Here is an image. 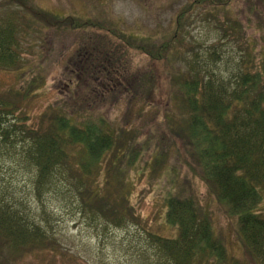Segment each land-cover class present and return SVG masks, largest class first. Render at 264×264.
Wrapping results in <instances>:
<instances>
[{"label":"trees","instance_id":"16d2710c","mask_svg":"<svg viewBox=\"0 0 264 264\" xmlns=\"http://www.w3.org/2000/svg\"><path fill=\"white\" fill-rule=\"evenodd\" d=\"M195 1L183 7L173 29L161 43L124 31L110 19L33 14L34 21L43 23L49 30L87 33L88 38L83 40L96 42L90 57L101 56L94 62L103 68L104 75L111 78L115 72L126 70L128 82L118 81L116 88L93 80L87 86V100L92 110L97 102L103 103L93 86L114 94L118 100L124 99L126 112L136 118V127L115 124L95 110L84 111L82 105L59 107L56 112L44 115L45 124L38 130L20 123L5 126L4 116L20 111L15 110L18 104L4 102L0 105V143L8 142L20 132L22 142L28 146L27 157L37 169L36 184L46 187L57 176L63 177L84 209L101 215L115 226L123 222L141 224L131 200L132 171L152 152L151 174L161 178L168 171L160 177L170 156L160 149L166 140L164 135H159L156 143L149 131L137 125L149 122L148 117L150 121L156 120L158 113L163 112L166 128L172 130L168 134L183 147L184 164L190 174L207 186L219 210L234 226L240 255H233L227 238L216 231L214 214L192 185L188 182L186 186L182 183L176 187L182 177L178 173L172 176L169 171L168 181L174 184L164 198V216L165 225L175 236L148 232L152 246L165 264H264V55L258 62L255 58L245 61L238 71L230 74L217 68L213 60L217 56L215 51L209 54V63L195 56L185 67L176 66V58L183 54L178 46L183 43L181 30L189 11L197 4L225 8L230 2ZM16 22L17 18L11 15L0 20V63L5 66L18 62L13 59L20 48ZM92 31H96L97 39L88 33ZM125 50L141 54L150 64L144 68L137 66L133 71L126 56V67L120 69L119 61ZM163 61L169 84L166 100L157 96L159 82L154 72L155 64ZM32 85L39 89L46 83L38 78ZM71 86L81 89V80H72ZM124 88L125 93L118 94ZM178 153L179 160V150ZM39 223L30 221L19 208L0 198V238L16 253L48 246V230Z\"/></svg>","mask_w":264,"mask_h":264},{"label":"rangeland","instance_id":"374dc122","mask_svg":"<svg viewBox=\"0 0 264 264\" xmlns=\"http://www.w3.org/2000/svg\"><path fill=\"white\" fill-rule=\"evenodd\" d=\"M9 1L0 0V20L8 15L17 18L14 27L20 48L16 49L18 55L13 58L17 63L11 66L0 63V105L16 103L19 108L15 110L20 112L6 114L2 122L5 126L20 123L38 130L45 124L44 115L56 112L59 107L82 105L84 111H91L87 86L93 80L101 85L113 84L116 88V82L123 83L124 80L127 83L128 78L126 70L115 72L111 78L104 75L103 68H98V62H94L101 56L90 57L93 48L96 49V42L83 40L88 38L87 33L49 30L43 23L34 21L33 14L110 19L124 31L161 43L173 29L183 7L195 0H22L17 4ZM88 33L97 39L96 31ZM181 35L183 43H179L178 50L183 54L176 58V66L185 67L195 56L209 63V54L215 51L217 56L213 60L217 62V68L225 74L236 72L245 61L255 58L258 62L264 55V0H230L225 8L197 4L189 11ZM182 50L186 51L185 54ZM125 52L121 54L120 69L126 67V56L133 71L137 66L144 68L150 64L149 59L137 52ZM71 63L75 64L72 68ZM155 65L159 82L157 96L166 100L169 84L164 73L165 61ZM38 78L45 80L46 86L34 89L32 84ZM72 80H81L82 88L72 87ZM92 89L103 100L102 104L97 102L92 111L107 116L115 124L136 127V118L126 112L124 99L118 100L114 94L103 92L96 86ZM125 89L118 94H124ZM163 114L159 112L156 120L150 121L148 117L149 122L137 125V128L149 131L156 143L159 135L166 137L160 149L169 154L170 160L160 177L168 170L172 176L178 173L182 177L176 187L182 183L186 186L188 182L192 185L200 200L214 214L216 231L227 238L232 254L239 257L234 226L219 210L207 186L190 174L184 164L183 147L180 142L172 141L168 134L172 130L166 128L168 125L162 119ZM174 116L179 119L177 114ZM25 117H28L26 121ZM23 139L18 132L10 140L8 138V142L0 143V198L19 208L30 221L40 222L48 230L50 241L47 247L36 246L16 253L7 241L0 238V264H165L149 241L148 232L175 236V232L165 225L164 216V198L174 182L168 181V171L161 178L151 174L152 152L131 174L134 183L131 200L141 217V224L124 222L118 227L101 215L84 209L74 189L63 177L57 176L46 187L36 184L37 169L27 157L28 146ZM177 149L181 156L179 160ZM186 158L190 160L187 154ZM45 228L42 229L47 233Z\"/></svg>","mask_w":264,"mask_h":264}]
</instances>
